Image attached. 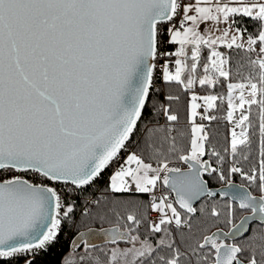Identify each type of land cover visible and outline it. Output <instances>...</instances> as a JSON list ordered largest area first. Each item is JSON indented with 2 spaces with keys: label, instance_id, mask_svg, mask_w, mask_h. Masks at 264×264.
Wrapping results in <instances>:
<instances>
[{
  "label": "snow or ice",
  "instance_id": "snow-or-ice-1",
  "mask_svg": "<svg viewBox=\"0 0 264 264\" xmlns=\"http://www.w3.org/2000/svg\"><path fill=\"white\" fill-rule=\"evenodd\" d=\"M245 19L256 31L239 26ZM206 21L226 27L217 29L219 35L204 34L199 25ZM166 33L167 43L177 46L174 51L165 47ZM219 49L245 52L248 72L242 75L244 66L238 65L240 82H232L231 54ZM205 50L210 55L201 64ZM156 78L192 93L189 147L177 155L187 171L170 167L173 161L163 154L155 166L135 151L120 163L101 194L106 200L148 194V207L158 219L138 218L135 210L142 206L125 199L134 210L117 219L127 231L117 226L100 232L113 245L125 241L132 247L105 252L107 264H264V227L251 230L257 222L264 226V0H0V258L23 257L25 264H35L39 250L58 242L62 224L74 214L66 198L94 187L105 169L119 162L146 106L160 93ZM225 84L226 95L209 91ZM197 85L204 94L195 92ZM165 96L155 107L166 117L165 139L177 152L176 136L170 135L175 123L168 122L178 123L170 105L180 97ZM253 106L259 161L246 171L237 160L249 159L242 148L252 146ZM221 110L232 124L224 150L232 157L227 170L204 159L209 141L204 122L216 120ZM211 156L225 162L219 151ZM212 173L227 182L228 191L219 195H231L233 203L225 204L230 228L196 238L193 202L217 196L204 178ZM234 174L255 184L260 196L232 183ZM158 182L175 193L174 201L157 194ZM210 214L221 217L215 207ZM145 222L149 235L159 237L155 242L141 238L138 230ZM244 237L250 242L242 247L237 241ZM81 244L91 257L89 249L96 245L87 233H80L72 248ZM95 264L104 262L96 257Z\"/></svg>",
  "mask_w": 264,
  "mask_h": 264
},
{
  "label": "trees",
  "instance_id": "trees-1",
  "mask_svg": "<svg viewBox=\"0 0 264 264\" xmlns=\"http://www.w3.org/2000/svg\"><path fill=\"white\" fill-rule=\"evenodd\" d=\"M193 2L194 0L187 1V3ZM239 26L246 28L247 33L256 31L253 23L248 19H245ZM165 43H167V33L165 35ZM176 47L177 46L169 44L166 48L173 51ZM219 50L224 51L226 54H231L230 65L232 67V82H240V76L237 75L238 65L244 66L240 68L242 75H247L248 72L245 52L236 49ZM206 55H210L209 50H205V52L202 54L201 64L205 62ZM201 74L202 68H198L197 75ZM156 77H159V73H156ZM154 86L160 90V93L156 98L152 99V104L146 106L144 116L138 123L137 130L133 134L132 139L129 141L127 151L124 150V152H138V154L143 156L146 162H151L154 166L156 164L157 155L163 154L168 156L173 161L170 164V167L176 166L185 169L187 166L177 159V155L179 151L186 150L189 147L191 124L188 119V109L191 92L185 93L182 91V87L179 85L166 87L164 83L158 78L155 79ZM209 91L219 93L222 96L226 95V84L223 86L217 85L216 89H210ZM195 92L204 94L203 89H201L199 85H197L195 88ZM166 93L180 97L178 101H173L170 105L172 110L179 117L178 123L168 122L170 125L175 123V131H172L170 135L176 136L177 152L170 150L171 141L170 139H165L164 126L166 123V117L162 114H159L155 107L161 102H165ZM225 107L226 103L221 105V109H224ZM215 114L218 117L216 120L211 121L210 124L208 121L204 122L206 125V131L209 133V141L206 142L205 145L207 154L204 159L210 160L212 167H216L218 170L221 168L227 170L231 167L232 161V157L224 151L229 143L230 123L226 120V111H217ZM251 116L253 121V127L250 129L252 146L251 149H248L246 146L242 148V151L245 155L249 156V159L245 160L243 156H241L237 160V166H242L246 171L250 168H257L259 161L258 110L255 106H253ZM197 119L200 123L201 121L199 117H197ZM154 128L157 129V131L150 133L149 130ZM213 150L219 151L225 156V162L223 164L217 161L215 157L211 156ZM117 167L118 162L114 161L107 169H105L104 173L102 174V178L94 187L88 188L82 195L78 197L66 198V203L71 202L74 204V214L70 219H66L62 224L58 242L50 245L47 249L38 251L35 257V264H66L69 258L68 256L76 254L88 256V252H85L83 244H81V246L75 250L72 248V241L75 240L76 237L80 235V233H86L88 231H100L101 228L110 229L117 226L120 227L122 232L127 231L124 222L117 219V214H119L121 217H124L129 212L134 210L131 206L125 205L123 203L125 199H131L135 201V203L142 206L135 210L138 218L141 214H143L151 220V210L148 207L151 199L150 195L139 193L121 194L119 200H106L105 195L101 194L107 187L110 177L113 175ZM215 176L216 173H212L211 175L206 174L204 177L208 181L210 187L216 188L227 184L225 181H219L218 179H215ZM229 179L231 182L240 183L246 186L252 194L260 196V192L256 185H248L239 174L229 175ZM57 187L60 188L61 186L57 185ZM158 190L170 194L169 191L166 190V187H164L162 184L157 185V192ZM170 197L172 198L171 194ZM94 199H98L100 203L98 205L94 204ZM226 202L231 204V202L223 200L218 196L216 198L208 197L201 200L195 206L197 208V213L194 217H192V234H194L196 238H200L202 235H211L212 233L218 232L221 229L224 231H229L230 226L226 222ZM213 207L221 211L220 218L211 216V208ZM178 210L181 211L185 216L188 215L184 213V210L179 208ZM100 216H104L103 221H101ZM239 218H241V216L238 212L237 221ZM262 227L264 226L256 224V226L251 230L260 232ZM138 231L142 239L148 237L150 240L155 242L159 238L155 234L149 235L147 222L143 223ZM173 232L179 236V233L176 232L175 229H173ZM90 242L96 245L95 248L89 249L91 258L95 260L96 257H99L100 260L104 262V264H107L109 256H106L105 252H109V250L115 245L109 243L106 237L104 240L98 241L96 236H92L90 238ZM249 242L250 241H247V238L245 237L239 242V244L240 246L244 247L245 244ZM256 243L259 244L260 241H256ZM117 245L125 246L129 244L125 241H120ZM5 260L11 261V264H25L23 257L0 258V264H4ZM81 262L79 264H85L84 262ZM87 264H95V262L91 261Z\"/></svg>",
  "mask_w": 264,
  "mask_h": 264
},
{
  "label": "water",
  "instance_id": "water-1",
  "mask_svg": "<svg viewBox=\"0 0 264 264\" xmlns=\"http://www.w3.org/2000/svg\"><path fill=\"white\" fill-rule=\"evenodd\" d=\"M183 170H185V171H187V168H185V169H183ZM232 183H234L235 185H240V184H238V183H235V182H232ZM208 188L210 189V190H212V191H215V192H217L218 194H217V196H220L222 199H230L231 200V195H229V196H221V195H219V193L220 192H222V191H228V188H227V184H225V185H222V186H220V187H217V188H211L210 186H209V183H208ZM244 187H246V186H244ZM247 188V187H246ZM248 189V188H247ZM166 190L167 191H169L167 188H166ZM248 191H250L249 189H248ZM170 192V191H169ZM251 192V191H250ZM170 193H172V195H173V200H175V193L174 192H170ZM217 196H215V197H217ZM205 197H207V196H202L199 200H197V201H194L193 202V206H195L198 202H200L202 199H204ZM232 201V200H231ZM233 202V201H232ZM177 206H178V204H177ZM179 207V206H178ZM87 234H88V236H89V239L92 237V236H96V238H97V240L98 241H100V240H104L105 239V237L102 235V233L100 232V231H88V232H86Z\"/></svg>",
  "mask_w": 264,
  "mask_h": 264
},
{
  "label": "rangeland",
  "instance_id": "rangeland-1",
  "mask_svg": "<svg viewBox=\"0 0 264 264\" xmlns=\"http://www.w3.org/2000/svg\"><path fill=\"white\" fill-rule=\"evenodd\" d=\"M206 24H209L208 22L206 23ZM197 93V92H196ZM192 94V93H191ZM197 94H199V93H197ZM237 116L239 115V112H237V114H236ZM197 123H199L198 122V119H197ZM231 128H232V124H230V131H231ZM230 131H229V141H230ZM237 132H239V129H237ZM114 174V173H113ZM160 183L158 182V185H159ZM163 194H165V195H168L167 193H165V192H163ZM169 199H170V196H169ZM176 206V205H175ZM156 219H158V217L157 218H155V220ZM137 246H139V245H137ZM115 248H120V249H127V248H130V247H132V245H125V246H119V245H115L114 246ZM114 247H112V248H114ZM111 248V249H112ZM81 256H85L86 257V259L84 260V261H82V262H84L85 264H87L88 262H95V260L93 259V258H91V257H89V256H86V255H81V254H76V255H72V256H68L69 258H68V260L69 259H72V260H75L76 261V263H80L81 261H80V257ZM129 259H131V257H129ZM81 262V263H82Z\"/></svg>",
  "mask_w": 264,
  "mask_h": 264
},
{
  "label": "crops",
  "instance_id": "crops-1",
  "mask_svg": "<svg viewBox=\"0 0 264 264\" xmlns=\"http://www.w3.org/2000/svg\"><path fill=\"white\" fill-rule=\"evenodd\" d=\"M195 2V0H194ZM193 2V3H194ZM209 23V24H206V23ZM190 26V25H188ZM226 27V25H224L223 23L217 25L215 24L214 22L212 21H206V22H203L199 25V30L204 33V34H212V35H219L220 32L217 30V29H220V30H223L224 28ZM176 49V48H175ZM174 49V50H175ZM173 50V51H174Z\"/></svg>",
  "mask_w": 264,
  "mask_h": 264
},
{
  "label": "built area",
  "instance_id": "built-area-1",
  "mask_svg": "<svg viewBox=\"0 0 264 264\" xmlns=\"http://www.w3.org/2000/svg\"><path fill=\"white\" fill-rule=\"evenodd\" d=\"M187 1H188V0H185L186 3H187ZM186 26H188V25H186ZM168 45H169V44L165 43V47H167ZM159 67H160V65L158 64V71H157V73H159ZM172 70L174 71V66H173V69H172ZM129 154H130V153L124 152V150L121 151V153H120V160H119V162H118V167H117L116 170H118V168H119V166H120V163H122L123 160L126 159L127 155H129ZM115 162H116V161H115ZM116 170H115V171H116ZM162 175H163V174H162ZM34 182H39L38 178H37ZM157 217H158V215H157L156 213L151 212V220H155V218H157ZM156 220H157V219H156Z\"/></svg>",
  "mask_w": 264,
  "mask_h": 264
},
{
  "label": "flooded vegetation",
  "instance_id": "flooded-vegetation-1",
  "mask_svg": "<svg viewBox=\"0 0 264 264\" xmlns=\"http://www.w3.org/2000/svg\"><path fill=\"white\" fill-rule=\"evenodd\" d=\"M238 184H240V183H238ZM240 185H242V184H240ZM243 186H244V185H243ZM211 188H213V187H211ZM216 188H217V187H216ZM159 193H163V192H162V191L159 192V190H158L157 194H159ZM169 193H170V192H169ZM170 194L172 195V193H170ZM170 194H168V196H170ZM252 195L259 197V195H256V194H252ZM218 197H220V196H218ZM205 198H208V197H205ZM205 198H204V199H205ZM211 198H216V197H211ZM220 198H221V197H220ZM221 199H222V198H221ZM170 200L174 201V200H173V195H172V198L170 197ZM202 200H203V199H202ZM223 200H226V201H229V202L233 203L230 199H223ZM198 203H199V202H198ZM198 203H197V204H198ZM197 204H196V205H197ZM196 205H195V206H196ZM195 206H194V207H195ZM177 207H178V206H177ZM178 208H179V207H178ZM243 215H250V213L244 212ZM256 224H259V223H258V222H257V223H254V224L252 225V228H254V227L256 226ZM252 228H251V229H252ZM244 238H245V237H244ZM244 238H240V239H238L237 243H239V242H240L242 239H244Z\"/></svg>",
  "mask_w": 264,
  "mask_h": 264
}]
</instances>
